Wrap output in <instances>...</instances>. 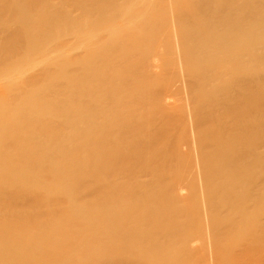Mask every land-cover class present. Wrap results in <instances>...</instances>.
Listing matches in <instances>:
<instances>
[{
	"label": "bare ground",
	"instance_id": "obj_1",
	"mask_svg": "<svg viewBox=\"0 0 264 264\" xmlns=\"http://www.w3.org/2000/svg\"><path fill=\"white\" fill-rule=\"evenodd\" d=\"M67 1L74 6L65 18L78 23L107 24L123 9L122 0ZM169 2L176 14L158 1L145 14L132 6L124 20H138L144 34L124 33L126 21L90 34L82 74L66 69L54 80L44 68L36 78L46 82L27 88L0 80V88L16 90L0 93V118L10 107L21 111L0 129V264H264V197L244 209L257 200L260 178L251 176L264 163V32L231 41L255 23L264 27V3L256 6L264 0ZM57 3L0 0V38L16 36L14 15L30 9L46 10L36 22L57 23L60 17L48 10ZM166 12L185 22H172ZM161 20L187 66L184 94L171 100L162 92L174 85L168 67L176 60L153 58L167 42H157L161 32L148 28ZM217 26L233 28L212 37ZM38 34L47 38L45 30ZM249 128L258 134L248 132L249 142L237 145ZM186 141L194 155L177 148ZM193 158L189 177L184 169ZM41 177L67 180L85 210L74 219L61 215L62 203L50 196L30 208L13 203L27 194L23 181ZM188 177L196 180L186 186ZM231 213L244 216L237 232L228 226ZM87 219L94 227L86 234ZM85 234L100 243L82 258L69 245Z\"/></svg>",
	"mask_w": 264,
	"mask_h": 264
},
{
	"label": "rangeland",
	"instance_id": "obj_2",
	"mask_svg": "<svg viewBox=\"0 0 264 264\" xmlns=\"http://www.w3.org/2000/svg\"><path fill=\"white\" fill-rule=\"evenodd\" d=\"M54 1V0H53ZM58 3L56 5H52L48 8V10H55V16L60 17L59 21L57 23H54L53 25L48 24H40L36 22L42 14L46 10H40L39 9H30L28 11H24L21 16L14 15L17 18H20L18 20H15L12 24L17 25V33L16 36H12V38H9V34H1L2 38H0V56H5V61L3 64L0 65V80L3 83H14L16 84V87L18 88H27L29 85L33 84L34 86H41L46 81H41L38 78H36L37 75L42 71V69L45 68V71L48 72L47 74L49 77H53L54 80H58L61 76L65 75L64 70L68 69L70 71H74L75 73H81L83 72V69L80 68V65L84 63L86 59V44L88 43V36L92 34L93 32H97L102 26H114L119 22L126 21V24H129V30H125L124 33H128L132 30H137L140 33L144 34L143 27L140 26L138 23V20L131 19L124 20V18L128 17V12L131 13L132 6L135 5L134 9H136L141 14H145L148 9H150L155 1L160 2L159 8L164 9L167 11V9L172 10V12L175 14L177 13L176 7L174 10L169 5V0H144L139 2L138 0H122V4L120 6V9L117 10L114 13H111L108 17L112 18L110 22L107 24H85L84 22H77L74 20H67L65 18V13L73 8V4L71 2H66L64 4H61L64 0H56ZM176 6L178 2L176 0H173V2ZM264 2H258L256 6H260ZM34 4H39L34 3ZM43 8H46L44 6ZM167 8V9H166ZM175 14H170L166 12L167 18H170L172 22L180 23L185 22V18H181L178 16H175ZM12 19V18H11ZM15 19V18H14ZM237 20V19H234ZM29 22V23H28ZM36 22V23H35ZM170 22V23H172ZM32 24V25H31ZM148 24V23H147ZM148 28L155 30V33L161 32V37L158 36L156 38L157 42L166 41V51L156 50L153 51L152 56L157 61H160L161 59L157 56L168 58L173 57L176 62L173 66L168 67V71L170 72V75H172L173 79V87L169 89H165L162 94L168 95L169 100L172 98L170 97L172 94H177L179 97H181L184 94V91H182V88L180 86V80L182 78L183 71L187 68L185 64H182L178 60V48L174 49L173 47L175 44V38L173 35V30L170 27H166V23L164 20H161L160 22H157L155 24L150 25ZM233 28V26H217L216 28L212 29L210 32L212 33V37L215 36V33L217 34H225L226 31ZM259 29L260 31L264 32V27H262L260 24H253L250 26L249 29H247L245 32H238L236 36L231 41L239 39V36L241 34L245 33H251L252 31ZM40 30L46 31L47 38L44 37L41 38L38 34ZM33 33V35H32ZM103 35V34H102ZM101 35V36H102ZM159 35V34H158ZM31 38V39H30ZM166 38V39H163ZM10 40V41H9ZM140 40H146L145 38H140ZM252 45V47L259 48V45L253 41L249 43V46ZM8 47V49H6ZM261 48H264V39L261 44ZM18 49L19 51H17ZM196 54L190 53L188 54L189 61L191 62ZM155 61L153 60V64L150 68H153ZM82 74V73H81ZM176 81V84H175ZM35 83V84H34ZM65 80H62L60 84H64ZM179 87H177V86ZM6 90H11V92H16V90H12V88H9V86H3L0 88V93L5 92ZM55 97V95H54ZM39 108H35L34 110H38ZM43 110H45L43 108ZM21 111L19 109H13L12 107L7 108L5 112L1 115L0 118V129L4 128V125L6 123L11 122L12 117L14 115H19ZM44 113L46 115V112H40ZM39 113V114H40ZM177 116V114H172V116L169 118L171 121L174 120V118ZM184 119L185 117L182 116ZM189 127V121L187 120L186 124L183 126L184 129ZM258 128L256 129H248L243 134H240L241 137L235 140V143L240 146H245L249 140H248V132L255 131L258 134ZM184 147H188L189 151L192 155H194L193 146L188 145V141L180 144L177 148L183 149ZM200 152H202L203 148H198ZM30 153V150L27 152ZM193 162H196V159L193 158L191 164L187 165V168L184 169V173L187 174V176L192 177L195 175V172L191 171V168L193 167ZM235 162H238V159H232L229 161L230 164H233ZM261 165H256L253 170V174L251 178L254 177L260 178L259 182V194H256L254 202L247 204L244 206L245 210H252L256 208V206L261 202V200L264 197V163H260ZM193 173H191V172ZM197 172V171H196ZM181 176H185L183 173L177 174ZM185 182L186 186H189L190 183H193L196 179H189ZM187 178V177H186ZM57 179L54 177L53 179L47 178V177H41L36 182H32L30 180L23 181L20 184V189L25 188L27 189V194L25 198L23 199H17L13 203L20 204L21 202H25L24 205H22L24 208H30L35 202L38 203V205L44 204V201H47V197H52V199L56 198L58 202L62 203V208L59 212L61 215H68L70 218L76 217L79 211L85 210L84 203L80 200V198H77L73 193L71 186L67 180L64 181H56ZM189 188V187H188ZM183 191V190H182ZM68 195L71 196L69 198ZM65 196V198H64ZM202 214L205 212L204 210H201ZM201 214V215H202ZM230 217L233 218V225L229 224L228 226H231L233 231H238L241 227V224L243 222L244 216L231 213L229 214ZM204 220V219H203ZM202 217L199 216L197 218V223H201ZM253 220V219H250ZM70 224H78L76 220H72ZM85 228L86 234L94 227V224L91 220L87 219L85 223L81 225ZM199 226H201L199 224ZM83 235L81 238L73 240L69 246L75 245L77 246L76 252H78L81 257H88V253L94 251L95 245H98L100 242H92L90 243L89 239ZM234 235L228 237V241L232 243L234 241ZM62 257H69V254Z\"/></svg>",
	"mask_w": 264,
	"mask_h": 264
}]
</instances>
